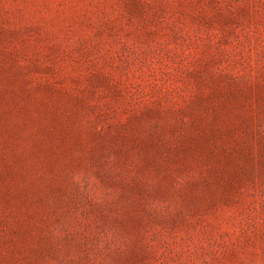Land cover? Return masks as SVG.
Instances as JSON below:
<instances>
[{
	"label": "rangeland",
	"instance_id": "obj_1",
	"mask_svg": "<svg viewBox=\"0 0 264 264\" xmlns=\"http://www.w3.org/2000/svg\"><path fill=\"white\" fill-rule=\"evenodd\" d=\"M0 264H264V0H0Z\"/></svg>",
	"mask_w": 264,
	"mask_h": 264
}]
</instances>
